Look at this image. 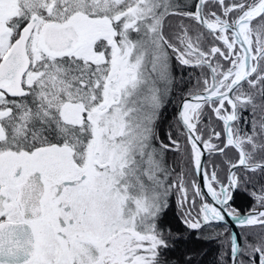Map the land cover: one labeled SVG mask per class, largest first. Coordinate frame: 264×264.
<instances>
[{"label": "snow or ice", "instance_id": "obj_1", "mask_svg": "<svg viewBox=\"0 0 264 264\" xmlns=\"http://www.w3.org/2000/svg\"><path fill=\"white\" fill-rule=\"evenodd\" d=\"M0 264H264V0H0Z\"/></svg>", "mask_w": 264, "mask_h": 264}, {"label": "trees", "instance_id": "obj_2", "mask_svg": "<svg viewBox=\"0 0 264 264\" xmlns=\"http://www.w3.org/2000/svg\"><path fill=\"white\" fill-rule=\"evenodd\" d=\"M189 246H192V247H200L201 245H198V244H196L195 242H193L191 245H189ZM209 258H210V256H209Z\"/></svg>", "mask_w": 264, "mask_h": 264}]
</instances>
